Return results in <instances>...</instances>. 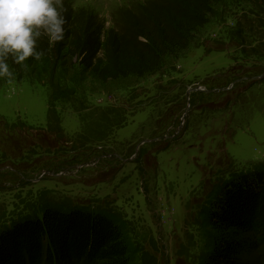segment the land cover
<instances>
[{
	"label": "rangeland",
	"instance_id": "1",
	"mask_svg": "<svg viewBox=\"0 0 264 264\" xmlns=\"http://www.w3.org/2000/svg\"><path fill=\"white\" fill-rule=\"evenodd\" d=\"M176 1L63 0L65 29L69 28L66 35L71 42L75 41L74 31L82 33L90 28H102L105 38L114 32L123 35L117 30L127 29L132 22L139 25L161 8L169 13L187 11L185 6L170 5ZM248 1L255 11L250 12L259 17L254 42L264 45V2ZM229 15L206 16L199 23L187 19L188 35L176 41L172 53L165 49V55L154 64L123 80L108 75L103 53L81 51L64 61L53 57L54 77L68 78L65 92L69 90V95L79 88L90 89L92 92L86 95L96 107L112 106L117 103L115 99L112 103V94L117 98L127 96L124 92L132 87L148 84L158 73L174 67L179 72L176 77L183 74L189 80L180 82L186 89L182 96H175L179 87L173 88L170 99L179 98L177 102L164 99L137 112L132 104H126L130 120L121 130H116L119 123L110 130L113 123L107 118L94 122L89 109L78 110L75 97L72 103H62L68 99L56 101L53 96L57 91H50L56 88L46 85L49 80L41 68L31 69L36 63L28 68L13 64L14 81L9 84L0 80V233L27 218H42L46 209L85 208L102 212L119 224L130 245L132 264H204L216 237L207 221L208 199L213 202L235 174L264 170V81L242 95L236 106L229 103L224 111H199L191 104V100L201 99L193 100L190 95L204 92L201 85L207 77L215 79L235 69L232 74L241 72L238 75L245 77L242 84L262 79L254 77L255 72L246 76L247 67L259 64L264 72V57L261 63H255L251 51L256 46L248 45ZM197 44L202 46L196 48ZM209 49L220 51L207 53ZM98 59L101 63L94 72ZM83 68L93 71L86 79L79 72ZM226 86L217 85V104L246 90ZM117 104L123 105L122 101ZM158 104L166 117L164 131L138 139L139 131L153 129V123L144 121ZM158 120L159 129L162 117ZM82 126L89 136L103 135L109 128L108 135L114 131V137L99 143L90 157L92 152L78 149ZM162 136L172 142L156 154ZM99 154L109 155L93 160Z\"/></svg>",
	"mask_w": 264,
	"mask_h": 264
},
{
	"label": "trees",
	"instance_id": "2",
	"mask_svg": "<svg viewBox=\"0 0 264 264\" xmlns=\"http://www.w3.org/2000/svg\"><path fill=\"white\" fill-rule=\"evenodd\" d=\"M170 5L185 6L187 11L178 10L175 13H169L164 12L161 8L154 15L147 16L139 25L132 22L128 24L127 29L125 27L122 28L123 30L118 29L117 31H122L123 35L114 32L110 33L108 38L104 37L102 28L95 31L90 28L82 33L74 31L72 37L75 41L72 42L66 35L69 30L67 28L62 40L68 41L67 44L57 42L53 45L49 43L46 36L42 37L39 41V48L43 49L45 54L39 61L32 62V58H29L28 66L36 63V66H31V69L41 68L44 77L49 80L46 85L51 84L56 88H50L52 92L57 91L53 96L56 101L68 99L62 103H69V101L72 103V99L75 97L79 104L78 110L89 109L88 112L94 115V122L96 118H107L113 123L110 130L116 123H119V128L116 130H121L130 120L126 104H132L133 109L137 112L149 109L151 105L160 100L167 99L169 103L179 100V98L170 99L173 88H180L179 94L175 95L178 97L186 90L184 84L180 85L184 79L180 76L176 77L179 73L177 68L173 66L172 70L158 73L154 76L156 79L148 84L132 87L128 92H124L127 93V96L122 95V98H117L116 93L112 94V98L117 103L122 101L123 105L119 106L114 103L110 107L102 108L91 104V96L86 95L90 93V89L79 88L69 95V90L65 92L64 85L68 83V78L54 77L53 57L58 61H64L72 59L81 51L83 54L86 50L103 53L108 75L111 74L117 79L123 80L133 76L134 73L139 74L143 66L154 64L165 55V49L172 53V50L176 48V41H181L188 35L189 23L186 22L187 19L199 23L203 22L206 16L222 15L225 17L231 14L228 18L233 19L234 26L237 25L236 28L240 27L238 33L242 31L248 45L256 46L252 47L251 52L255 53L256 59L260 60L255 59V63L262 62L264 45L258 41V45H256L254 42V28L258 27L259 17L258 13H251L255 11H252V4L248 0H178ZM233 12L238 14L233 16ZM90 14L93 16L92 13ZM190 14H192L191 17ZM89 31L91 33H88ZM262 32L264 34L263 30ZM258 36L262 37L259 33ZM262 42L264 43V41ZM202 44H197L196 48ZM217 49H219L218 46ZM214 51L219 52L220 50L209 49L207 53ZM174 55L178 56L179 54L174 53ZM100 61L101 59H98L93 71L98 69ZM259 67L260 64L247 67L249 70L246 76L255 72L257 75H253L254 77L262 76L263 79L249 81L246 84H242L245 81L243 74L238 75L241 72L232 74V71H236L235 69H232L230 73L222 72L215 79L206 78L201 85L204 92H195L190 95L193 100L194 98L201 99L199 101L191 100V104L196 106L199 111H204V109L211 112L226 110L228 105L225 108H218L217 101L214 100L217 99V85L226 84V87L234 85V88L239 91L241 88H246L243 93L239 92L235 95L236 98L232 103L230 102L236 106L235 102H239L242 95L246 92L248 94L255 86L264 81L263 69ZM79 72L85 79L89 74H92V72H87L86 68ZM165 79L169 81L165 83ZM92 84L103 85L105 82ZM185 100L186 97L183 98V101ZM159 106V104L156 105L155 110L144 121L148 120L153 123V129L148 131L142 129L138 132V139L144 135L149 138V136H153V133L164 131L166 117L162 116L160 109L157 108ZM197 109L194 110L198 111ZM160 116L162 121H160L159 130L157 127H159L158 117ZM110 130L107 129V134L97 133L89 136L82 126L80 134L83 136L78 149L92 152L91 157L97 151L94 149L99 147V143L105 144L114 137V131L108 135ZM56 132L58 131L54 130V133ZM173 141L175 144L177 143L176 140ZM171 142L169 140L160 141L155 148L156 154L166 150ZM166 143L168 146L163 149L162 147L166 146ZM145 153L147 156L148 152L145 151ZM107 155H94L95 159L93 160H103ZM145 156L143 160L146 159ZM207 207V221L214 232V237H216L213 251L207 255L204 264H264V170L235 174L234 178L223 185L213 202H209L208 199ZM0 264H132V259L128 240L113 218L102 212L76 207L68 210L46 209L42 218H27L2 231L0 233Z\"/></svg>",
	"mask_w": 264,
	"mask_h": 264
},
{
	"label": "clouds",
	"instance_id": "3",
	"mask_svg": "<svg viewBox=\"0 0 264 264\" xmlns=\"http://www.w3.org/2000/svg\"><path fill=\"white\" fill-rule=\"evenodd\" d=\"M64 11L63 0H0V80L14 81L13 64L28 68L29 58L42 60V37L50 44L64 39Z\"/></svg>",
	"mask_w": 264,
	"mask_h": 264
}]
</instances>
